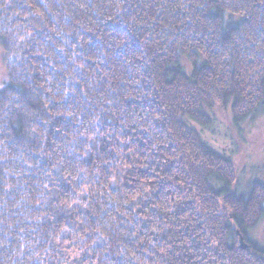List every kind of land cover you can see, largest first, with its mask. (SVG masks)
<instances>
[{"label": "trees", "instance_id": "trees-1", "mask_svg": "<svg viewBox=\"0 0 264 264\" xmlns=\"http://www.w3.org/2000/svg\"><path fill=\"white\" fill-rule=\"evenodd\" d=\"M0 49V264H264L194 125L264 110V0H0Z\"/></svg>", "mask_w": 264, "mask_h": 264}, {"label": "rangeland", "instance_id": "rangeland-1", "mask_svg": "<svg viewBox=\"0 0 264 264\" xmlns=\"http://www.w3.org/2000/svg\"><path fill=\"white\" fill-rule=\"evenodd\" d=\"M185 64L189 70L190 63L186 58ZM5 78L3 54L0 49V88ZM231 119L232 114L229 111L227 116L216 117L209 127L196 122L194 125L215 150L230 156L238 163L235 191L246 196L250 193L253 182L264 183V110L256 118H247L240 124H234ZM250 239L258 248L264 249V215L251 229Z\"/></svg>", "mask_w": 264, "mask_h": 264}, {"label": "water", "instance_id": "water-1", "mask_svg": "<svg viewBox=\"0 0 264 264\" xmlns=\"http://www.w3.org/2000/svg\"><path fill=\"white\" fill-rule=\"evenodd\" d=\"M241 239V244L243 246V248H247L249 246L248 243H245L244 239L240 238Z\"/></svg>", "mask_w": 264, "mask_h": 264}]
</instances>
